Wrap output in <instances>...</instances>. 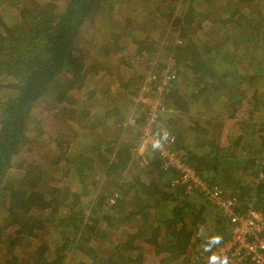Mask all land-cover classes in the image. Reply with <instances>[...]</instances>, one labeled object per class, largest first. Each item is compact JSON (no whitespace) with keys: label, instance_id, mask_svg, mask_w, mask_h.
I'll return each mask as SVG.
<instances>
[{"label":"trees","instance_id":"16d2710c","mask_svg":"<svg viewBox=\"0 0 264 264\" xmlns=\"http://www.w3.org/2000/svg\"><path fill=\"white\" fill-rule=\"evenodd\" d=\"M153 1L145 6L155 26L173 35L161 43L138 25L129 58L158 72L161 52L173 58L164 101L176 110L166 121L175 147L208 187L236 196V211L251 205L264 215V0ZM115 3L0 0V217L12 229L0 264H145L141 246L161 264H204L229 238L227 217L203 192L176 181L179 171L163 167L156 151H135L147 109L133 98L146 74L133 71L125 92L89 84L83 32L111 35L112 53L126 48L128 31L109 21ZM45 97L86 143L75 149L55 138L47 171L33 160L13 174ZM51 229L58 239L50 248H31ZM24 242L27 252L14 253Z\"/></svg>","mask_w":264,"mask_h":264},{"label":"rangeland","instance_id":"374dc122","mask_svg":"<svg viewBox=\"0 0 264 264\" xmlns=\"http://www.w3.org/2000/svg\"><path fill=\"white\" fill-rule=\"evenodd\" d=\"M116 1L114 7L111 10V19L109 21L117 22L121 25L124 31H128V36L126 35L121 39V45H126L125 50L121 55L126 56L125 60L129 62V65L122 64L120 61V54L112 53L111 51L114 46L109 42L108 33L105 36L100 34L94 27L88 28L83 32L79 38L80 46L82 47L86 60L92 62L91 67L94 70L93 75L90 79V86L97 87L106 91L108 82L109 92L124 91L127 90L122 85H126L127 88H133L132 84L125 83V79H128L133 71L136 73H146L145 69H142L139 65L135 64L133 60L129 58V51L133 48V44H130V39L133 36H140L137 32L138 25H149L151 28L148 31H151V34L155 37H158L161 43H167L173 33H168V30L161 31L155 26V23L158 21L156 14H153V9H150L145 6L146 0H113ZM150 3L155 5V1L150 0ZM178 10H181L182 5L177 1ZM8 5H2L1 12L4 17L8 16L9 10ZM179 12V11H178ZM151 13L150 16H148ZM145 20L149 21L146 23ZM179 39L175 38L174 42L177 43ZM104 47L107 46L109 49L108 53L105 54L100 45ZM158 54V53H157ZM170 55H164L161 52L160 59L162 61L167 60ZM125 83V84H124ZM73 93V92H72ZM77 95L76 93H73ZM74 130V129H73ZM72 130V125L67 119L66 115L63 112H58V106L50 98H42L41 101L36 104L32 110L28 122V128L26 130L27 144L23 148V153L17 159L16 163L12 168L11 173H17L19 167H22L28 161L38 160V163L44 170L47 171V159L49 158L48 153H55L54 149H57V143L53 141L55 138L62 141L68 140L70 138L71 148H82L86 143L83 139L79 130ZM76 133V135H74ZM21 172V171H19ZM57 175L60 176L59 173ZM0 215H2L0 213ZM11 228H5L3 226L2 219L0 217V255L2 256L3 249L6 248V241L9 240ZM58 239V235L51 229L48 233H41L40 236L32 239L31 248L44 244L46 247L50 248ZM25 243V242H24ZM143 257L146 258L145 264H161L156 256L153 255L145 246H141ZM51 250V249H50ZM14 253L19 251L27 252V244H19L14 248Z\"/></svg>","mask_w":264,"mask_h":264},{"label":"built area","instance_id":"2783aa9c","mask_svg":"<svg viewBox=\"0 0 264 264\" xmlns=\"http://www.w3.org/2000/svg\"><path fill=\"white\" fill-rule=\"evenodd\" d=\"M163 62L165 65L159 72L151 68L147 71L143 85L133 98L135 104L141 103L147 109L135 151H156L163 167L179 171L176 181L185 184L188 189L203 192L206 199L227 217L231 226L229 238L211 251L204 264H264L263 213L251 205L236 211V196L226 194L223 188L216 185L208 187L184 161V151L175 147L174 134L167 130L166 121L167 116L175 114L176 110L164 101L170 82L175 79V66L170 56ZM134 121V116L130 115L128 122L134 124Z\"/></svg>","mask_w":264,"mask_h":264},{"label":"crops","instance_id":"0c3cea01","mask_svg":"<svg viewBox=\"0 0 264 264\" xmlns=\"http://www.w3.org/2000/svg\"><path fill=\"white\" fill-rule=\"evenodd\" d=\"M145 71H146V70H145ZM145 74H146V73L144 72V75H145ZM143 83H144V77L142 78V81H141V83H140V86L143 85ZM106 85H107V87L109 86V85H108V82H106Z\"/></svg>","mask_w":264,"mask_h":264}]
</instances>
